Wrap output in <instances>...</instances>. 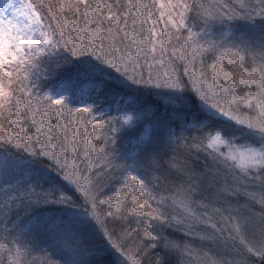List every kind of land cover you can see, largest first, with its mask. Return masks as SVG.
<instances>
[{
  "label": "snow or ice",
  "instance_id": "obj_1",
  "mask_svg": "<svg viewBox=\"0 0 264 264\" xmlns=\"http://www.w3.org/2000/svg\"><path fill=\"white\" fill-rule=\"evenodd\" d=\"M166 230L264 264V0H0V264L190 255Z\"/></svg>",
  "mask_w": 264,
  "mask_h": 264
},
{
  "label": "trees",
  "instance_id": "obj_2",
  "mask_svg": "<svg viewBox=\"0 0 264 264\" xmlns=\"http://www.w3.org/2000/svg\"><path fill=\"white\" fill-rule=\"evenodd\" d=\"M209 4L211 5L213 3V0H208ZM61 63H64L61 61ZM55 68V65H52L51 69L49 70V79L45 82L44 87L51 86L53 84H56L58 81L68 77L71 75V65L66 66L63 69H60L58 71H52V69ZM143 71L146 73L147 68H144ZM70 96H72V104L76 107H82L84 104L81 102V98L75 94L70 92ZM84 103H92V100H89L87 97L83 98ZM97 107L104 108L107 110L105 103L101 102L97 105ZM116 106H113L115 108ZM112 115H115V111L113 110ZM77 116H82L83 114H76ZM67 120L66 117H62ZM75 117H73L74 119ZM179 131V129H177ZM97 132L100 133L101 139L103 138V141H105V138L107 136L106 130L97 129ZM185 136L189 137V143H191V137L198 135V133L193 131H188L184 133ZM95 142V139L93 140V143ZM123 144V140H121L119 137L117 138L116 148L119 151H123V148L121 145ZM195 156V153H192L189 155L184 151L182 147H179L177 150L173 151L172 148H162L159 156V165L160 168L155 173L152 172V169L149 168L148 174H154L157 176H163L167 175L169 179H174L176 176V172L174 168L170 167L169 162L170 161H179V162H187L190 164L196 172H200L202 169V162H203V154L200 155V160L197 161L195 159H192L191 157ZM160 187L158 188V191L164 192L165 195L168 194V192H171V187L168 186V191L165 192L166 185L163 181L159 182ZM113 188L106 189V191H112ZM196 199H199V196L196 197ZM243 203V200L241 201ZM254 211L260 212V205L258 204H252L249 205ZM197 211H203V209H197ZM196 231H203L200 226H196ZM165 235L168 237L169 240L181 245L182 247L184 245H187L190 249L191 254L190 255H184L178 251H170V252H164L159 251V254L164 257V264H206V261L204 259V252L211 250V255L214 254L216 256L222 257L226 260L228 259V246L231 247V245H222V244H213L209 241H201L198 237H188L184 233L180 231H173V230H166ZM30 262H36L35 264H44V261L46 257L39 251H37L34 255H32L30 258ZM146 264H153V258H149L146 261Z\"/></svg>",
  "mask_w": 264,
  "mask_h": 264
},
{
  "label": "rangeland",
  "instance_id": "obj_3",
  "mask_svg": "<svg viewBox=\"0 0 264 264\" xmlns=\"http://www.w3.org/2000/svg\"><path fill=\"white\" fill-rule=\"evenodd\" d=\"M69 95H70V93H69ZM75 106V105H74ZM80 115V114H79ZM82 116H87V114L85 113V114H83ZM54 119V118H53ZM75 119V118H74ZM100 142L101 143H103L104 141H103V138L102 139H100ZM97 143V141L95 140V142L93 143L94 145ZM228 259L229 260H226V259H224V258H222V257H219V256H216V255H214V254H212V256L213 257H215L217 260H219V261H221L222 262V264H223V262H231L232 261V259H233V252H232V249H231V247L230 246H228ZM36 262H33V261H31V264H35Z\"/></svg>",
  "mask_w": 264,
  "mask_h": 264
}]
</instances>
